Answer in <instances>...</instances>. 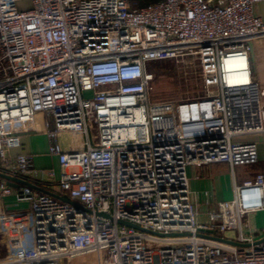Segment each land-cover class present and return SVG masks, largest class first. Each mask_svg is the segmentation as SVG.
Listing matches in <instances>:
<instances>
[{"label": "built area", "instance_id": "obj_1", "mask_svg": "<svg viewBox=\"0 0 264 264\" xmlns=\"http://www.w3.org/2000/svg\"><path fill=\"white\" fill-rule=\"evenodd\" d=\"M23 1L0 0V218L30 212L31 240L0 264H264V242L243 234L264 210V173L233 178V198L206 211L188 175L257 159L236 138L264 134L250 62L264 0ZM166 60L195 63L204 95L155 99L149 64ZM39 125L59 173L20 150ZM234 230L249 245L211 237Z\"/></svg>", "mask_w": 264, "mask_h": 264}, {"label": "crops", "instance_id": "obj_2", "mask_svg": "<svg viewBox=\"0 0 264 264\" xmlns=\"http://www.w3.org/2000/svg\"><path fill=\"white\" fill-rule=\"evenodd\" d=\"M257 12L264 17V3L257 6ZM250 62L254 80L260 87L261 99L264 105V38L254 41L250 53ZM39 120H42V115H39ZM39 129L40 131L36 133L22 135L23 145L20 150L33 155L34 165L37 169L54 168L59 173V159L56 155L49 153L50 140L41 125H39ZM60 138L65 145H79L83 141L80 137H75L70 133H62ZM238 139H240L238 141L244 140L241 142L255 145L256 161L237 165L246 166L248 168L247 173L238 175L234 171L231 177L228 174L223 175L220 173L221 168L230 170V166L226 163L210 164L202 166L198 170H193L194 176L190 179V189L201 211L211 209L217 202L233 198V178L238 184H242L254 179L258 173H264V134L241 136ZM41 189L60 195L57 188ZM243 234L252 237L255 242L264 238V210L252 213L247 217ZM237 237L238 231L234 230L226 233L223 238L236 241Z\"/></svg>", "mask_w": 264, "mask_h": 264}, {"label": "rangeland", "instance_id": "obj_3", "mask_svg": "<svg viewBox=\"0 0 264 264\" xmlns=\"http://www.w3.org/2000/svg\"><path fill=\"white\" fill-rule=\"evenodd\" d=\"M141 2L142 0H128ZM30 1H23L18 4L20 8H27ZM149 70L155 74L153 97L158 100H184L203 96V85L200 79L198 68L193 62H183L181 60H166L149 64ZM236 140H240L236 138ZM244 141V140H241ZM222 167V166H221ZM220 173L232 176V169H223ZM238 175L247 173L246 166H236L234 168ZM193 170H198L195 166H189V179L194 176ZM31 213L7 214L0 218V258L5 256L10 250H22L26 248L31 240ZM107 251H102V258H105ZM65 261H68L65 259ZM97 257L89 255L84 259H77L72 264H95Z\"/></svg>", "mask_w": 264, "mask_h": 264}, {"label": "water", "instance_id": "obj_4", "mask_svg": "<svg viewBox=\"0 0 264 264\" xmlns=\"http://www.w3.org/2000/svg\"><path fill=\"white\" fill-rule=\"evenodd\" d=\"M0 176L1 177H4V178H7V179H9V180H11V178H9L8 176H6V175H4V174H0ZM23 183L24 184H27V185H31L32 186V184H30V183H28V182H25V181H23ZM9 184L10 185H12V186H16L14 183H12L11 181H9ZM34 187V186H33ZM47 193H49V194H51V195H55V194H53V193H51V192H48V191H46ZM59 197V196H58ZM61 199H63V200H65V201H67V199H65V198H63V197H60ZM123 223H126V224H128V225H133V224H130V223H128V222H124V221H122ZM133 226H135V227H137V228H140L139 226H137V225H133ZM210 233H211V231H210ZM212 238H214V239H216V240H219V241H222V242H227V243H231V244H234V245H237V246H247V245H249V243H240V242H237V241H231V240H227V239H225V238H222V237H218V236H211ZM262 242H264V238L263 239H261V240H259V241H257L256 243H262Z\"/></svg>", "mask_w": 264, "mask_h": 264}, {"label": "trees", "instance_id": "obj_5", "mask_svg": "<svg viewBox=\"0 0 264 264\" xmlns=\"http://www.w3.org/2000/svg\"><path fill=\"white\" fill-rule=\"evenodd\" d=\"M159 1H161V0H142L141 2L131 1L130 5L133 8H139V7H143V6L149 5V4L157 3Z\"/></svg>", "mask_w": 264, "mask_h": 264}, {"label": "bare ground", "instance_id": "obj_6", "mask_svg": "<svg viewBox=\"0 0 264 264\" xmlns=\"http://www.w3.org/2000/svg\"><path fill=\"white\" fill-rule=\"evenodd\" d=\"M235 65H237V62L236 61L231 62V66H235Z\"/></svg>", "mask_w": 264, "mask_h": 264}]
</instances>
